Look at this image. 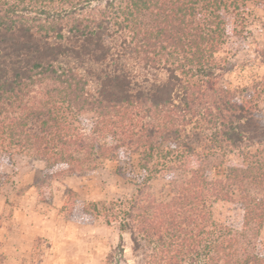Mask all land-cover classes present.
Here are the masks:
<instances>
[{
    "label": "trees",
    "instance_id": "1",
    "mask_svg": "<svg viewBox=\"0 0 264 264\" xmlns=\"http://www.w3.org/2000/svg\"><path fill=\"white\" fill-rule=\"evenodd\" d=\"M249 1L0 0V158L136 155L141 186L112 217L151 264H264V83L230 87L218 56ZM172 171L170 200L145 191ZM219 200L240 229L214 219Z\"/></svg>",
    "mask_w": 264,
    "mask_h": 264
},
{
    "label": "rangeland",
    "instance_id": "2",
    "mask_svg": "<svg viewBox=\"0 0 264 264\" xmlns=\"http://www.w3.org/2000/svg\"><path fill=\"white\" fill-rule=\"evenodd\" d=\"M227 24L218 52L228 69L222 81L246 87L255 97L257 85L264 83V0L247 3L243 23L228 18ZM263 98L257 97L262 119ZM90 117H81L84 133ZM137 164L136 155L117 161L108 154L80 165L69 160L54 163L31 152L2 155L0 217L10 223L26 217L40 228L33 231L27 264H151L152 246L143 243L135 250L130 233L120 229L122 216L112 217L116 204L128 207L141 184ZM180 182V172H167L149 180L145 191L165 202L173 195L172 186ZM211 213L220 223L241 228L239 204L219 200L211 204ZM255 236L254 245L264 254V222Z\"/></svg>",
    "mask_w": 264,
    "mask_h": 264
},
{
    "label": "crops",
    "instance_id": "3",
    "mask_svg": "<svg viewBox=\"0 0 264 264\" xmlns=\"http://www.w3.org/2000/svg\"><path fill=\"white\" fill-rule=\"evenodd\" d=\"M25 219L26 217L19 219L15 223L12 219V223H10L0 217V253L2 264H27L26 257L30 255V248L35 237L34 232H37L38 228L34 227L31 221ZM31 230L32 232L30 233ZM40 264H43V262Z\"/></svg>",
    "mask_w": 264,
    "mask_h": 264
}]
</instances>
